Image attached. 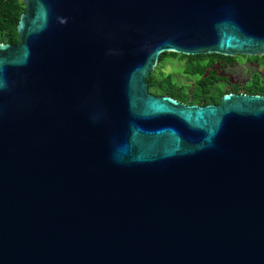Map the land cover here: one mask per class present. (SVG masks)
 Here are the masks:
<instances>
[{"label":"water","instance_id":"1","mask_svg":"<svg viewBox=\"0 0 264 264\" xmlns=\"http://www.w3.org/2000/svg\"><path fill=\"white\" fill-rule=\"evenodd\" d=\"M0 44V264H264V96L149 92L163 53L264 56V0H21Z\"/></svg>","mask_w":264,"mask_h":264},{"label":"trees","instance_id":"2","mask_svg":"<svg viewBox=\"0 0 264 264\" xmlns=\"http://www.w3.org/2000/svg\"><path fill=\"white\" fill-rule=\"evenodd\" d=\"M21 0H0V44L14 45L17 38V25L22 15ZM237 57H224L217 54L184 56L175 53H163L159 56L157 70L147 77L148 90L155 95L167 96L185 105L204 107L218 105L219 98L226 94H246L264 96V86L257 75L244 86L228 88L227 79L218 76L215 64L231 65ZM249 61L264 64L262 57H244ZM168 60L184 62L182 74L195 77L190 90L189 86L178 84L172 75L161 71Z\"/></svg>","mask_w":264,"mask_h":264},{"label":"rangeland","instance_id":"3","mask_svg":"<svg viewBox=\"0 0 264 264\" xmlns=\"http://www.w3.org/2000/svg\"><path fill=\"white\" fill-rule=\"evenodd\" d=\"M183 64L184 62H178L177 60H168L162 65L161 71L172 75L173 80L178 84L189 86L188 90H190L195 77L182 74ZM157 68L156 66L154 71ZM214 69L217 71L218 76L227 79L228 88L244 86L254 75L259 77L261 84L264 86V64L249 61L244 57H239L238 61L231 65L217 63Z\"/></svg>","mask_w":264,"mask_h":264}]
</instances>
